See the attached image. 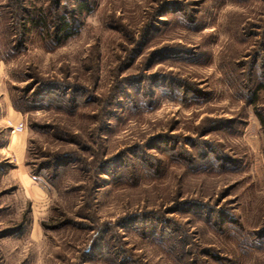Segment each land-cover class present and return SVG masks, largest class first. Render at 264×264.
Here are the masks:
<instances>
[{
    "label": "rangeland",
    "instance_id": "1",
    "mask_svg": "<svg viewBox=\"0 0 264 264\" xmlns=\"http://www.w3.org/2000/svg\"><path fill=\"white\" fill-rule=\"evenodd\" d=\"M85 1L0 0V264H264V0Z\"/></svg>",
    "mask_w": 264,
    "mask_h": 264
},
{
    "label": "trees",
    "instance_id": "2",
    "mask_svg": "<svg viewBox=\"0 0 264 264\" xmlns=\"http://www.w3.org/2000/svg\"><path fill=\"white\" fill-rule=\"evenodd\" d=\"M74 1L76 5L74 11L70 13L72 17L68 16L70 14L65 9L66 5L62 8L61 0H49L46 7L40 8L35 17H31L28 22L37 29L40 36L49 37L55 45H60L78 33L79 27L75 24L76 17L89 9V4L85 0ZM49 9H52V12ZM260 122L264 126V120L260 119Z\"/></svg>",
    "mask_w": 264,
    "mask_h": 264
},
{
    "label": "built area",
    "instance_id": "3",
    "mask_svg": "<svg viewBox=\"0 0 264 264\" xmlns=\"http://www.w3.org/2000/svg\"><path fill=\"white\" fill-rule=\"evenodd\" d=\"M24 129V124L23 122H18L13 125V132H22Z\"/></svg>",
    "mask_w": 264,
    "mask_h": 264
}]
</instances>
